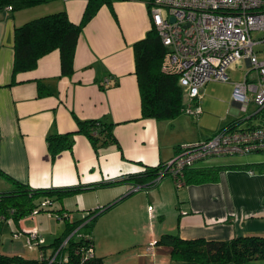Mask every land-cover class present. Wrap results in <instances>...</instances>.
I'll use <instances>...</instances> for the list:
<instances>
[{
    "label": "crops",
    "instance_id": "1",
    "mask_svg": "<svg viewBox=\"0 0 264 264\" xmlns=\"http://www.w3.org/2000/svg\"><path fill=\"white\" fill-rule=\"evenodd\" d=\"M149 2L113 0L102 4L78 37L70 76L61 73L57 49L40 57L34 69L14 73V29L60 10L78 24L87 0H52L17 11H0V192L10 190L12 180L32 188L113 180L164 164L180 144L203 141L217 132L209 137L188 135L185 127L177 129L176 117H143L133 44L153 26ZM76 118L113 123L116 144L95 153L87 136L75 133L72 149L51 159L46 135L75 132ZM225 157H210L194 166H224L216 180L177 187L173 178L162 179L155 187L130 194V182L88 188L59 200L52 196L48 207L18 221L1 222L0 217V225L17 223L21 230L13 232L17 238L20 232L28 235L31 231H24L28 229L48 234L42 245L34 247L38 251L33 259H40V252L53 254L61 244L56 240L63 241L79 226L70 230L74 225L66 226L64 220L62 228L53 222V214L65 213L72 223L87 211L116 202L98 215L90 228L88 224L82 227L90 233L95 257L103 264H202L173 260L169 248L156 241L167 233L207 240L264 236V166L259 165L264 158L228 161ZM70 199H75L74 207L82 212L75 217ZM97 226L103 229L101 233L95 231ZM71 240L76 241V236ZM150 244L153 249L147 253ZM0 254L31 258L19 254L13 245ZM241 264H264V259Z\"/></svg>",
    "mask_w": 264,
    "mask_h": 264
},
{
    "label": "trees",
    "instance_id": "2",
    "mask_svg": "<svg viewBox=\"0 0 264 264\" xmlns=\"http://www.w3.org/2000/svg\"><path fill=\"white\" fill-rule=\"evenodd\" d=\"M50 1L52 0H0V11L7 6H11V11H17ZM112 1L87 0L81 21L78 24L69 20L65 10H60L33 18L16 27L14 29L13 72L34 69L40 57L57 49L60 53L61 73L70 76L73 72V58L77 40L83 26L95 15L102 4H110ZM133 51L143 117L172 119L184 112V92L178 84L177 76L161 71L165 47L161 42L158 31L153 26L147 31L144 38L133 44ZM76 123L77 130L75 132L48 133L46 135L51 159H54L63 150L72 149L75 133H82L87 136L95 153H98L100 148L117 142L112 131L113 123L109 121L76 118ZM259 165L264 166V162L259 163ZM164 167L165 163L157 164L113 180L49 188H32L27 184L12 180L1 172L2 175L13 181V187L10 190L0 192L1 222L10 218L18 221L30 215L34 209L39 207L42 199L50 200L49 198L52 196L59 200L84 189L107 187L125 182H130L133 185L129 194L133 192V187L137 185L141 186V189L155 187L168 175L167 173L161 174ZM222 168L224 166L200 168L193 166L187 168L183 172V182L188 184L216 180L218 172ZM115 203L87 211V214L80 221L71 223L68 216H66L64 218L66 226L74 225L70 227V230H73L75 225L89 219L86 225L88 224L87 227L90 228L97 216ZM58 239L56 241L61 243L62 240ZM156 244L167 246L173 260L195 261L202 264H223L227 262L241 264L252 259H264V236L258 235L237 236L229 240H207L204 238L184 239L178 233H167L163 234L156 241ZM76 245V241L69 240L68 245L64 247V250L68 253L67 263L58 260L51 264H103L102 259L97 257L81 262L79 257L73 254ZM63 253L64 251L60 249L58 255ZM0 264L47 263L39 259L0 254Z\"/></svg>",
    "mask_w": 264,
    "mask_h": 264
},
{
    "label": "built area",
    "instance_id": "3",
    "mask_svg": "<svg viewBox=\"0 0 264 264\" xmlns=\"http://www.w3.org/2000/svg\"><path fill=\"white\" fill-rule=\"evenodd\" d=\"M5 9L11 10V6ZM149 13L165 47L161 71L177 76L184 92L185 113L198 116L202 112L199 104L202 88L211 80L228 81L229 68L242 69L246 64L248 72H253L250 81L245 75L234 84L231 95L239 111L246 112L252 104L251 112L206 140L179 146L161 174L167 173L181 187L184 170L200 161L214 156L264 152V0H150ZM243 121L246 125L238 127ZM139 189L141 186L137 185L132 190ZM66 216L58 214L57 219L64 220ZM88 221H82L53 254L45 256L40 252L39 260L47 264L58 260L67 263L68 253L58 255V252L73 235L77 242L74 256L81 262L94 259L91 235L82 230ZM35 239L36 232H30L27 245L39 244ZM152 249L150 244L146 252Z\"/></svg>",
    "mask_w": 264,
    "mask_h": 264
},
{
    "label": "rangeland",
    "instance_id": "4",
    "mask_svg": "<svg viewBox=\"0 0 264 264\" xmlns=\"http://www.w3.org/2000/svg\"><path fill=\"white\" fill-rule=\"evenodd\" d=\"M227 74L229 76L228 81L211 80L205 84V86L202 88L199 99V104L202 108V112L198 116H192L185 112L180 113L178 116H176L177 129H179V127L182 128L185 127L186 132L184 134L196 135V136L201 135V137H206V136L209 137L212 133L226 126L229 122H232L237 118H243L247 114H249V112H251V110L253 109L252 104L249 106L246 112L239 111L238 106L232 103L231 95L234 84L236 82L242 81L245 75L248 81H250L251 76H253V72H248V68L246 67L245 64L242 69L229 68L227 70ZM252 121H253L252 123H254L255 119H253ZM246 123H247L246 121H243L238 125V127H243L246 125ZM192 142L195 143L194 141ZM185 144H189V143L185 142L180 144V146ZM225 158L228 161H245L248 159L250 160L259 159V158H264V152L228 155ZM163 180H172V177L167 175L163 178ZM135 192L138 193V191ZM74 200L75 199H70L69 201L70 207H73L72 217H75L78 214L77 212H81L80 210H77L74 207ZM50 203H51L50 200L42 199V201L39 204V209L44 208L45 206L48 207ZM40 213L45 215L49 214L43 211H41ZM53 213L55 212L53 211ZM36 214L38 213H34L33 215ZM28 218H30V216ZM53 220H54L53 222L60 224L63 228L64 225L63 219H57V216L53 214ZM94 222L92 223V225L94 224ZM16 230L17 231L19 230V228L17 227V223H15V225H13L12 227L8 225V223L6 222L0 225V251H7V249H9V247L13 245L19 254L25 257H31L28 259H33L35 256H37L38 250L34 247H29L27 245L26 232L24 233L20 232V238H17L16 236L18 235L13 234V232ZM101 230L103 229L100 226H97L95 229L96 232L97 231L100 232ZM24 231H28V232L31 231L38 233V238L35 239L34 241L37 243L39 242L40 245H42L45 242V239L48 235L43 232H40L39 234V230L34 231V229L33 230L28 229Z\"/></svg>",
    "mask_w": 264,
    "mask_h": 264
}]
</instances>
